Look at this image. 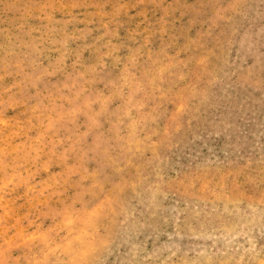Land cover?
<instances>
[{
	"label": "rangeland",
	"instance_id": "374dc122",
	"mask_svg": "<svg viewBox=\"0 0 264 264\" xmlns=\"http://www.w3.org/2000/svg\"><path fill=\"white\" fill-rule=\"evenodd\" d=\"M0 264H264V0H0Z\"/></svg>",
	"mask_w": 264,
	"mask_h": 264
}]
</instances>
